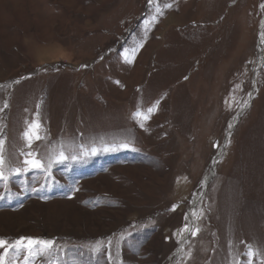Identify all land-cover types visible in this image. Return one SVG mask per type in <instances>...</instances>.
Listing matches in <instances>:
<instances>
[{
  "label": "rangeland",
  "instance_id": "rangeland-1",
  "mask_svg": "<svg viewBox=\"0 0 264 264\" xmlns=\"http://www.w3.org/2000/svg\"><path fill=\"white\" fill-rule=\"evenodd\" d=\"M262 5L0 0V239L55 241L32 264H262Z\"/></svg>",
  "mask_w": 264,
  "mask_h": 264
},
{
  "label": "snow or ice",
  "instance_id": "snow-or-ice-1",
  "mask_svg": "<svg viewBox=\"0 0 264 264\" xmlns=\"http://www.w3.org/2000/svg\"><path fill=\"white\" fill-rule=\"evenodd\" d=\"M150 2H152V0H150ZM166 6H170V5H166ZM261 7L264 8V5H262ZM260 36H261V43L264 44V31L260 33ZM5 107H7V105H5ZM152 110L153 109L150 108L148 111L151 112ZM137 115H141V113H137ZM144 118L147 119V116H145ZM39 127L40 125L38 121L34 122L29 126V130L25 132L24 135L25 138L28 140L29 145H31L33 139L35 140L41 139L39 135ZM124 146L127 147V145ZM2 150H3V140H0V152H2ZM28 155L31 157L32 153H28ZM60 159L64 160L67 159V157H65L63 153H61ZM0 164H3L2 155H0ZM24 164L30 166L31 168H36V169L43 167L42 163L34 158L24 161ZM15 171L19 173L22 171V169H16ZM7 179L8 177L4 175V172L0 171V180H7ZM0 199H3V197H0ZM187 230H188V225L186 224L184 231ZM196 231H198V229L193 231L192 235H195ZM54 245H55V241L35 239L31 237H21L16 241L12 242L11 244H9V242L4 239H0V249H3V251L0 252V264H10L8 259L9 252H12L15 258L12 261V264H18V261L21 257L24 259L25 264H32V261H34L38 256H44L45 254L51 252L54 248ZM248 247H249V250L247 252L248 257H253L258 254L252 250L250 245ZM248 264H252L251 259H249ZM262 264H264V262H262Z\"/></svg>",
  "mask_w": 264,
  "mask_h": 264
},
{
  "label": "bare ground",
  "instance_id": "bare-ground-1",
  "mask_svg": "<svg viewBox=\"0 0 264 264\" xmlns=\"http://www.w3.org/2000/svg\"><path fill=\"white\" fill-rule=\"evenodd\" d=\"M230 127H231V128L234 127V121L231 122ZM207 182H208V177L204 180L205 185L207 184ZM199 197H200V196H199Z\"/></svg>",
  "mask_w": 264,
  "mask_h": 264
}]
</instances>
